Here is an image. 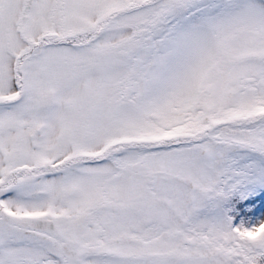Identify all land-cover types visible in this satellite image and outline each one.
<instances>
[{"label": "snow or ice", "instance_id": "6c2138e0", "mask_svg": "<svg viewBox=\"0 0 264 264\" xmlns=\"http://www.w3.org/2000/svg\"><path fill=\"white\" fill-rule=\"evenodd\" d=\"M0 264H264V0H0Z\"/></svg>", "mask_w": 264, "mask_h": 264}]
</instances>
